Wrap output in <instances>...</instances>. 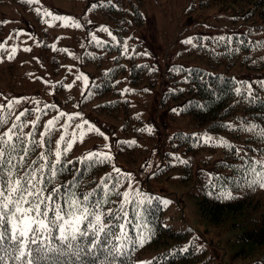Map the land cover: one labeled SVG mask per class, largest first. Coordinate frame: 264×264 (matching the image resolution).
<instances>
[{
    "label": "rangeland",
    "instance_id": "obj_1",
    "mask_svg": "<svg viewBox=\"0 0 264 264\" xmlns=\"http://www.w3.org/2000/svg\"><path fill=\"white\" fill-rule=\"evenodd\" d=\"M107 1L33 0L28 4L24 0H0V117L8 118L10 127L18 126L16 132L26 137L35 133L38 140L42 133L48 135L46 125L53 120L51 160L55 159V142L61 135L69 142L74 140L71 149L62 154L68 160L83 158L89 152L111 157L102 172L108 179L117 176L128 194L125 200L133 191L137 195H160L167 222L190 226L193 232L188 237L207 247L213 264H250L264 251V237L244 239L242 228L230 227V221L242 213L259 214L264 208V188L253 195L254 206L248 203L235 214L227 213L222 221H208L195 203L198 183L206 180L198 178L197 170L208 169L212 176L221 172L216 164L230 147H235L241 156L255 154L264 143L246 139L255 127L246 123L235 130L237 135L202 129L205 125H197L188 115L177 112V99L165 100L164 96L173 88L169 75L180 67L213 69L208 58L199 54L202 45L211 44L208 38H215L213 44L216 38L234 32L251 37L262 23L260 16L255 14L241 21L238 12L221 4L199 6L197 0H143L139 5L142 23L136 24L125 13L129 30L123 33L120 25L114 28L112 17L104 8ZM45 12L52 15L45 16ZM234 17H238L236 21L232 20ZM239 22L241 26L235 27ZM124 24L126 27L125 21ZM119 32L123 42L120 48L127 52L128 62L136 58L151 69L141 72L138 77L142 78L136 83L131 82L130 68L121 71L115 87L120 93L94 95L83 102L90 90H102L115 52H105L99 64L96 59L85 62L84 55L94 58L102 49L101 42L117 41ZM262 32L264 35V29ZM186 40L191 43H184ZM52 57L60 58V67H50L48 60ZM226 73L249 91L260 78L256 70L243 65H233ZM60 76L62 79L55 83ZM71 91L74 96L69 94ZM21 111L25 115L17 119ZM65 125L69 127L65 129ZM262 128L256 127L264 131V125ZM177 131L193 132L204 143L194 155L192 177L187 181L180 179L177 169L165 170L168 163L181 159L179 148L175 149L171 140ZM220 141L226 144L221 146ZM256 160H264V156H257Z\"/></svg>",
    "mask_w": 264,
    "mask_h": 264
},
{
    "label": "trees",
    "instance_id": "obj_2",
    "mask_svg": "<svg viewBox=\"0 0 264 264\" xmlns=\"http://www.w3.org/2000/svg\"><path fill=\"white\" fill-rule=\"evenodd\" d=\"M142 1H107L104 8L112 17L114 28L116 25H120V30H123V33L124 30L126 33L128 32L129 21L125 13L130 14L136 24L142 23L143 15L139 8ZM197 2L199 6L210 4L230 6L234 12H238L241 21L257 14L262 23L255 27L256 30L253 31L251 37H248L244 32H234L231 36H225V40L216 38V42L213 44L215 38H208L212 45H202L199 54L208 58L213 69L207 70L195 66L180 67L178 71L169 75L173 88L167 92L164 99H172L174 102L177 99L178 101L175 102L178 106L177 112L188 115L197 125H205L202 129L212 132L237 135L238 132L235 130L247 122L246 124L255 127L252 135L246 139L263 144L262 131L257 130L256 127L261 129L264 125V35L262 34L264 0H197ZM237 18L234 17L232 20L236 21ZM124 21L127 23L126 27ZM241 24L239 22L235 27L241 26ZM121 35V32L117 33L118 40L115 42H101L102 49L98 47L101 51L95 53L94 58L91 55L85 56L88 62H93L96 59L99 64L105 52H115L107 66L102 90L98 93L90 90L89 97L94 95L111 96L120 93L119 89L116 91L115 87L120 82L118 74L121 71L125 72L130 68L131 82L136 83L142 78L138 77L141 72L151 69L144 61L138 63L136 58L131 63L128 62L127 52L120 48L121 45L123 46ZM229 37H231V42L227 39ZM125 38L126 35L124 40ZM48 64L50 67H60L61 60L52 57L50 61L48 60ZM233 65H243L260 74L257 85L251 91L226 73ZM61 79L62 76L55 83ZM237 89L240 90L239 93H237ZM109 102L104 104L107 105ZM54 105L56 106V103ZM3 119L6 123L3 128H0V133L12 128L9 126L8 118L3 117ZM259 120L261 123H258ZM236 122L238 124L234 125ZM124 123L126 126L127 119ZM16 134L22 136L25 146L33 147L32 138L22 135L19 131ZM171 140H174L172 146L175 149L179 148L177 152L181 159L168 163L165 170L177 169L180 179L190 180L194 169V155L199 152L204 143L193 132L177 131ZM36 141L39 140L36 138ZM52 145L53 142L50 145L51 149ZM40 148L42 147L36 146L31 151L21 175L26 171L39 169L40 165L44 163L40 159V153L47 152L49 146L46 145L45 150ZM233 149L237 151L235 147H230L224 154L223 160L217 162L216 168L221 172L212 173L210 176L208 169L200 167L197 170L198 178L201 180L206 178V180L203 183H198L195 203H197V209L201 216L208 221H222L227 218V213L235 214L242 208L244 209L248 203L254 206L253 195L262 188L258 183H250L257 177L245 171L246 165L242 161L247 160L254 164L257 156H264V146L260 147L255 154L245 153L241 156L235 154ZM49 155L47 158L51 160ZM66 158V155H62L64 163L60 166V172L44 185V194H51L53 188L59 189L55 202L65 209H67V201L82 200L85 194H94L89 197L88 202H100L99 211L103 214L102 220L107 222L105 232L108 228H112V233L107 235L100 233L98 247L94 248L89 242L92 226L85 222L81 228L87 227L89 236L78 238L72 243L80 245L87 251L76 256L65 248V255L47 253L50 257L49 261H41L40 264H52L51 258L53 257L59 264H213V255L207 247L198 245L193 237H188L193 232L190 226L180 227L167 222L160 195L154 193L137 195L133 191V194L125 200L124 185L117 181V176L108 179L102 172L106 162L89 166L83 158H72L71 160ZM32 160H36L37 163L32 165ZM203 163L207 164L205 161ZM256 168L257 171L260 170L258 165ZM43 175L50 176L47 168ZM39 186L38 184L37 187ZM45 205L47 209L53 207L51 201L45 200L42 207ZM123 220L125 221L123 222ZM121 224L124 225L123 232L119 228ZM230 227L242 228L243 238L247 240L264 237V208L259 214L235 215L230 221ZM10 229V225L0 228V230H8L9 233ZM58 236V229H54L53 237ZM42 242L55 245L57 248L63 247L58 239L43 240ZM31 247L34 248L35 245ZM5 264H14V262L6 260ZM250 264H264V251Z\"/></svg>",
    "mask_w": 264,
    "mask_h": 264
},
{
    "label": "snow or ice",
    "instance_id": "obj_3",
    "mask_svg": "<svg viewBox=\"0 0 264 264\" xmlns=\"http://www.w3.org/2000/svg\"><path fill=\"white\" fill-rule=\"evenodd\" d=\"M25 3L31 4L33 0H24ZM39 15V12L37 13ZM45 16H51L52 13L45 12ZM58 20H68V17H55ZM2 23V22H0ZM73 23H75L73 21ZM67 26V25H65ZM78 28L80 25L77 23ZM107 31V29H104ZM218 40H225V37H218ZM231 42V37L227 38ZM184 43H191L190 40ZM54 47V46H53ZM29 49H25L28 51ZM80 77H77L79 80ZM87 80V78H84ZM239 93V89L236 90ZM21 111L17 119L24 116ZM64 115L63 112L60 113ZM38 119V118H37ZM71 119V117H69ZM6 121L0 117V128L5 126ZM88 122L85 121V124ZM247 123V122H245ZM53 120H49L46 127L48 135L41 134L42 139L36 141L35 133H29L32 137L33 147L29 148L23 143L21 135L16 134L14 125L7 131L0 133V228L5 225H10V233L8 230H0V264H5L6 260H11L14 264H40L41 261H49L50 257L47 253H55L56 255H65V248L72 254L79 256L83 251L80 245H74L72 242L78 238L89 236L87 227L81 228L82 224L91 225V236L89 242L93 247H98V238L100 233H112V228H108L105 232L106 221L102 220V212L100 202H88L89 197L94 194H85L83 199H74L67 201V209L56 203V194L59 189L53 188L51 194H44L45 187L50 178H55L60 172V166L63 165L62 154H66L71 149L72 143L67 141L64 135H61L55 142V159L49 160L47 157L51 154L52 141L50 139L54 129ZM33 126H35L33 122ZM69 126L65 125L67 129ZM81 127V125H76ZM106 138V137H105ZM261 138L264 139V131L261 132ZM83 139V136H81ZM212 140V137H208ZM67 144V147H62ZM221 146L226 144L225 141H220ZM49 146L47 152L40 153V159L44 161L39 169L34 171H26L21 175L23 167L26 166V161L36 146ZM234 153H240L233 149ZM111 157L102 156V154L89 152L83 157L84 161L88 162L89 166H94L98 163H105ZM246 165V172L252 173L257 179L251 180V184H259L264 188V160H256L253 164L250 161H242ZM36 160H32L31 164L35 165ZM71 163V161H69ZM186 163V162H184ZM259 166L257 171L256 166ZM45 168L50 172V176L43 175ZM15 169V171H13ZM117 171H119L117 169ZM39 173V174H38ZM40 185L37 187V185ZM114 186V185H113ZM73 196L75 194L73 193ZM127 198L128 194H124ZM51 201L53 207L47 209L44 201ZM50 212L52 215L50 216ZM123 232L124 225H119ZM58 229L59 236L53 237V230ZM114 234V233H113ZM58 239L63 247L57 248L52 244H44L43 240ZM35 245V247H31ZM52 264H59L53 257Z\"/></svg>",
    "mask_w": 264,
    "mask_h": 264
}]
</instances>
